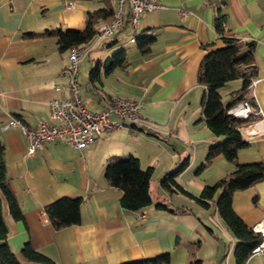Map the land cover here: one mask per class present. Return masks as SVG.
<instances>
[{"label":"crops","instance_id":"crops-1","mask_svg":"<svg viewBox=\"0 0 264 264\" xmlns=\"http://www.w3.org/2000/svg\"><path fill=\"white\" fill-rule=\"evenodd\" d=\"M158 1L161 7L144 12L136 28L128 23L127 5L123 27L107 37L113 39L104 42V49L92 56L97 42L84 45L94 47L83 57L78 75L80 96L89 109H103L104 95L141 100L151 129L105 131L84 148L44 142L29 155L26 135L8 122L51 123L50 101L69 93L62 74L69 49L62 50L56 36L42 33L84 29L89 12L116 9V1L0 0V143L23 217L15 218L7 201L3 208L7 242L22 264H39L23 255L27 242L56 264H120L163 253H170L169 264H238L237 239L216 205L221 190L209 206L196 200L236 166L218 155L201 168L209 148L224 137L214 134L204 118L205 89L198 72L208 51L225 45L215 27L221 11L227 16V36L255 43L257 77L250 94L264 116V0ZM142 35L155 37L148 50L138 46L136 38ZM111 46L126 49L128 64L112 71L101 68L99 77L91 78L95 63L110 56L105 48ZM243 86L242 78L230 81L221 89L223 102L230 103ZM254 119L241 126L249 142L239 151L241 164L264 162V131ZM128 155L138 157L143 168L153 167L152 202L139 210L123 207L122 190L105 177L112 160ZM184 161L176 181L188 193L162 187L161 179ZM65 196L82 198L81 221L57 229L45 207ZM233 208L249 227L260 221L264 180L236 191ZM247 264H264V251L252 254Z\"/></svg>","mask_w":264,"mask_h":264},{"label":"trees","instance_id":"trees-1","mask_svg":"<svg viewBox=\"0 0 264 264\" xmlns=\"http://www.w3.org/2000/svg\"><path fill=\"white\" fill-rule=\"evenodd\" d=\"M114 16L115 9L103 8L89 12L87 25L84 29L69 28L65 31L48 29L42 34L56 36L62 50L70 49L74 45L86 46L97 38L99 27L102 24L97 27L96 23L100 20L110 21ZM127 17L128 23H130V15ZM125 20L126 17L124 22ZM226 21V14L218 11L215 17V27L225 45L209 50L204 56L198 72V82L205 89L202 98L204 118L214 134L224 137L223 140L209 148L206 161L201 168L218 155H224L236 166L232 172L216 184L207 185L200 196L196 197V200L204 206H209L218 190H221L216 200L218 213L237 239L235 247L237 263L247 264L248 258L253 254L254 247L259 244L261 236L255 233L252 227H249L235 212L233 196L236 191L244 190L256 182L264 180V162L246 164L238 162L239 151L249 146V142L242 136L241 126L254 121L257 116L241 119L230 114L229 108L245 99L255 102L250 94V84L257 77V65L255 62V43L227 36L225 34ZM154 39L155 37L152 35H142L136 38L139 48L143 50H148ZM127 64V52L125 48H122L108 56L104 61H97L90 72V76L91 78L99 77L101 68L112 71L125 67ZM239 78L244 80L243 88L234 94L230 103L225 104L221 89L230 81ZM185 164L186 161L176 170L167 173L161 179V186L171 191L188 193L176 181V177ZM152 175L153 167L143 168L139 158L134 155L112 160L105 171V177L109 183L122 190L121 205L132 210H139L151 204L150 183ZM4 201H7L9 210L15 218L23 217L22 209L9 183L5 149L0 143V240L2 241L0 243V264H22L7 242L9 228L4 216ZM82 202L81 197L65 196L46 205L45 211L55 228L59 229L81 221ZM22 252L30 261L39 264H56L53 259L35 249L30 242L24 245ZM169 262L170 253H163L155 257L129 260L120 264H169Z\"/></svg>","mask_w":264,"mask_h":264},{"label":"built area","instance_id":"built-area-1","mask_svg":"<svg viewBox=\"0 0 264 264\" xmlns=\"http://www.w3.org/2000/svg\"><path fill=\"white\" fill-rule=\"evenodd\" d=\"M115 1V16L99 27L97 39L112 36L121 28L127 5L130 7V23L134 28L138 26L144 12L161 7L158 0ZM185 13L183 11V14ZM93 47L94 45L89 49ZM89 49L86 50L84 45L70 47L68 64L62 70V74L68 78L69 93L64 100L53 98L50 101L51 123L42 120L37 125L30 126L18 118H12L8 122L7 126L19 127L26 135L29 155L35 154L44 142L64 141L72 147L84 148L105 131L124 127L132 131L151 129L149 121L144 117V103L141 100L104 95L103 98L107 100V105L99 111L91 110L84 104L80 96L78 75L81 61ZM255 84L256 79H253L250 88L252 89ZM229 113L241 119L257 116V126H261L264 131V127L262 128L263 109L256 100L255 102L242 100L230 107ZM252 229L261 236L259 244L253 249V254H255L264 251V217L254 224Z\"/></svg>","mask_w":264,"mask_h":264},{"label":"rangeland","instance_id":"rangeland-1","mask_svg":"<svg viewBox=\"0 0 264 264\" xmlns=\"http://www.w3.org/2000/svg\"><path fill=\"white\" fill-rule=\"evenodd\" d=\"M113 38H107V37H105V38H103V39H95L94 41H93V43L95 44V42H97V44L96 45H98L97 46V48H96V50H93V55L92 56H94V55H96V54H98L99 53V51L100 50H102V49H104V48H101L102 47V45L104 44V42H106V41H108V40H112ZM128 41L127 40H125L124 41V43H125V45H124V47H126V48H129L130 47V45H132L131 43H127ZM134 45V44H133ZM114 46H111V47H106L105 48V51H109V50H111L110 51V53H109V55H113L114 54V52H116L115 51V49H112ZM86 48V50H88V47H85ZM96 52V53H95ZM103 53H104V51H103ZM88 59V58H87ZM1 243V242H0Z\"/></svg>","mask_w":264,"mask_h":264}]
</instances>
